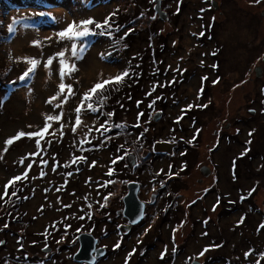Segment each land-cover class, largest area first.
Segmentation results:
<instances>
[{
    "label": "rangeland",
    "instance_id": "1",
    "mask_svg": "<svg viewBox=\"0 0 264 264\" xmlns=\"http://www.w3.org/2000/svg\"><path fill=\"white\" fill-rule=\"evenodd\" d=\"M110 1H2V7H0V27L2 32L7 35L9 41L1 49V54L7 57L12 64L11 76L20 77L28 67L23 62H17L18 58L24 56L40 58L41 53L39 49L32 46V41L34 40L43 41L45 57L67 46L69 51L66 53V57L69 63H76L79 71L72 73L71 78L65 79L66 84L71 83L73 85L75 95L69 97L68 102L63 104L62 108L53 106L60 103L62 97L59 100L53 101V104L47 103L48 99L56 94L58 90L57 85L60 82L57 61L53 62V74L50 78L47 70L41 65L37 70L35 79L29 80L30 85L26 88H18L19 85H16L15 87L12 86L14 88L9 91L10 84L4 92L0 89V104L3 102L4 93L8 96L6 101L0 106V264L3 261H5V264H82L72 262L70 255H68L70 250L75 249L74 252H76L78 249L77 235L78 237L85 236L89 235L90 232L99 235L102 232L100 225L97 227L93 224L87 225L85 223L88 217L94 215L108 218L111 214L116 217L120 213L123 216V210L125 209L124 199L128 195L129 185L132 183L126 182L130 178L125 176L123 179L125 183H122L117 179H115L116 181L112 180L110 177L112 184L105 187L108 180L107 174L110 173L108 161H106L107 155L103 151H98L97 153L93 151L92 153L89 149L96 143L99 129L101 130L104 126L101 114L97 112L96 114L87 113V103L85 102L80 113L82 123L78 127H75V130L73 128L76 118L74 108L79 105L83 93L97 82L101 73L104 79H108L110 76L114 77L123 71L125 65L111 64L107 61L108 58L106 59V56H104V59H101V53L105 54L106 52L104 43L96 44L89 48L84 53L83 60L77 62L71 55L70 42L64 41L57 44L55 41L45 40V37L51 36L54 32L63 29L73 20L79 22L83 19H93L97 22H103L107 19L110 12H113L115 9L116 2ZM159 1L161 11L165 14V19L162 20L155 12L162 22L160 29L161 36L164 38L169 36L171 47L178 51L177 56L173 55L170 57L166 54L164 57L168 70L172 73L174 71L177 73L176 69L179 65L183 64L184 68L182 72L187 69L188 71L200 70L199 73L201 74L202 69L209 68V64H205L202 61L199 62V60L208 59L210 52L219 48L221 52L219 55L221 69L217 68L221 70L220 75L223 78L220 81L219 77L221 76L215 75L213 71H207L206 73L210 76L211 81V90L208 92V95L212 97L214 102L212 106H208L210 110L203 116V119H199L200 125L204 129L198 152L196 150L190 152L191 156L196 155L195 159L189 157L192 161L190 164L191 168L187 174L180 171L181 176H179L181 177L180 181H184L187 178L191 183V186L183 187L180 192L187 199L183 198L181 201L185 220L179 217V220L176 222L170 216L166 222L169 225L166 230L165 227L161 228L162 219L159 216L153 215L152 219L147 222L142 230L143 233L145 232V235L142 232L135 233L132 243H130L132 240L130 239L126 244V250L131 247L130 249L118 251L115 254L111 252L113 255L109 253L108 257H111V255L115 256L116 261L109 259L102 264H120L123 254L132 252L133 246H139V249L136 248L134 251H143L147 247L146 245L153 244V242H155L153 245L154 249L150 252L144 264H159L156 256H159L163 251L171 252L174 248V241L179 247L187 248L189 254L198 252L200 248L197 247L200 244L197 243L198 235H196V230L192 234L189 233L192 230L191 225L197 221L194 217L197 216L198 209H201L203 203L200 204L201 206L198 205L196 207L198 209L194 211L188 208V204L189 199L194 195L197 185L203 186L196 182L200 178L199 170H202L203 166L208 164L207 158L209 157V153L207 145L214 142L212 131L215 129L214 126L217 121L222 120L224 115L229 116L230 119L233 116L241 115L244 109L250 107L251 104L248 105V103L251 101L252 95L255 94L254 92H258L261 86L260 80L251 81L246 86L242 84L241 88H239L238 83L241 80L247 79L245 71L252 69L253 67L251 66L257 65V57H261L264 54V16L262 15L264 0H261L260 3H256L255 0ZM9 2L15 5L13 4V6L7 8ZM154 2L155 8L157 0H154ZM148 3L150 4V2ZM41 12L48 15H35ZM167 12L172 15L171 22L176 17V14L179 15L181 13L177 25L171 24ZM13 18L20 21L14 35L8 32V25L12 23ZM212 21L216 23L214 35L216 43L206 41L201 44L202 42H198L197 38L203 34L204 28L210 26ZM25 24H27V27H25ZM9 54H11V59L9 58ZM258 65H262V63L260 62ZM215 70L219 71L216 68ZM197 78L199 77L197 76L182 85L180 92L184 94L182 98L183 103L180 99L178 101L172 100L170 101V105H173V107H169L167 111L166 109L164 110L165 117H159L161 114L157 115L156 121L161 120L163 123L158 126L155 124V129L151 128L152 131L155 130V141H153L151 147L142 144L140 131L135 132L138 130V126L133 132L135 140L146 149L145 152L143 151V155H141L145 162H149V157L147 156L151 149L157 155L156 160L153 157V161L144 169L143 176L145 178L133 181L138 185L137 198L139 200L145 199L150 201L146 196L144 197V193L140 195L144 191L141 184L147 185L148 190L151 191L148 194L149 197L152 193H155L154 183L171 182L170 180H163L161 175L162 172H168L166 168L167 163H169L168 158L162 157H170L171 152L161 147L157 148L156 145L163 144L158 142L166 141V137L171 134L172 141H169L171 142L170 144L175 140H179L182 148L189 147L186 139L189 134L194 133L195 128L189 126L186 121H183L185 119L182 120L183 111L188 110L190 103V107H192L197 103L207 102L205 99L198 100V96H195L197 91L202 89L203 86L201 83L199 84ZM76 80H79V83H76ZM208 88H210L209 85L207 83L204 84L203 90H207ZM234 89L236 90L233 91ZM148 90V86L145 87V95L149 92ZM64 95H67V91H65ZM156 98H160L161 103H163L162 100L164 98H166V101L168 100L166 94L163 96L160 93L156 94ZM101 100L104 103L105 99L102 98ZM209 102L211 101L208 100ZM103 103H99L101 106L97 108L100 109ZM256 103L252 107L258 106V102ZM158 109L161 111V108ZM61 111L64 114L60 121L47 122L50 126L47 132L43 134L42 139L40 137L25 136L23 138L26 141L23 143L13 142L11 145L6 143L8 139L20 131L29 133L42 129L46 124V115H58ZM135 118L136 115L130 112L123 117L126 122H131L133 126L138 124V122L133 124ZM30 125L32 127H29ZM61 125H63L62 129ZM181 127L185 129L184 136L179 131ZM141 134L143 133L141 132ZM199 134L200 132H197L198 136ZM206 134L207 136H205ZM37 140L39 141V146H37ZM51 144H53L52 150H50ZM260 149L262 151L261 158H264V141H261ZM131 150L133 152H129L125 156V163L132 171L138 165L137 156L141 150H134L133 148ZM89 151L91 153L88 155ZM129 156L131 157L128 162ZM80 157H84L85 160L82 161L79 159ZM263 158L262 164L264 165ZM93 162L95 163L93 164ZM247 166L249 167V163H247ZM27 167L30 185H28V182L27 191L25 190L22 195L17 196L16 191L14 192L12 188L14 186L25 188V186L21 185V183L18 185L16 183L18 180H14V178L21 176V173ZM197 167L200 168L197 169ZM241 168L243 170L244 166L242 165ZM250 169L254 171L253 167H250ZM245 182L243 183L244 185ZM253 182L259 185L254 201L261 212L264 207V176L255 178ZM8 188H11V190L7 191ZM106 188L108 189L106 190ZM2 191L8 193V195L6 194V198L2 199L1 194L5 196V192L2 193ZM119 199H122L121 203ZM190 203L192 202L190 201ZM106 205L107 208H113L111 213H107L105 209L102 210L101 207ZM16 206H18V212H12L11 209H14ZM156 207L157 209H153L156 213L165 209H161L157 205ZM210 215L215 219V214ZM203 218L205 222H211L208 221L207 217L204 216ZM112 219L114 220L111 222L114 224L116 219ZM179 221V226L176 229ZM233 221L232 219H226L221 222L222 231L226 235L225 242L228 244V241L232 237L231 235H236L233 241H235V244H238L236 257L240 261L239 264H256L257 261L254 260L248 262L247 259L249 257H246L245 253L248 249L247 245L253 242V244L249 245L251 251L254 247H258L254 251L264 256V233L255 230V227L260 226L259 218L257 217L255 220L250 219V223L252 224L250 230L253 232H247L243 229V232L245 231L244 234L238 231ZM77 225L79 226L78 234L72 239L70 243L71 247L62 248L64 241H56V237H54L52 242L48 241V236L55 234L56 231L58 232L61 229L62 231L67 230L71 233ZM193 234L194 236L196 235L194 239H192ZM106 239L107 237L101 244L107 250L116 245L115 243L109 244L108 241L106 242ZM59 242L60 244H58ZM230 248V246H227L226 251H229ZM219 249L221 248L218 247L217 250ZM176 253H178L177 250ZM212 255L213 252H206L203 258L212 257ZM228 255L226 257L228 260L235 261L234 254L229 251ZM252 257L258 261H264L261 257L258 259V255L253 254ZM14 259L16 260L14 261ZM259 264L262 263L259 262Z\"/></svg>",
    "mask_w": 264,
    "mask_h": 264
},
{
    "label": "trees",
    "instance_id": "2",
    "mask_svg": "<svg viewBox=\"0 0 264 264\" xmlns=\"http://www.w3.org/2000/svg\"><path fill=\"white\" fill-rule=\"evenodd\" d=\"M2 1L3 0H0V7H2ZM94 1L95 0H92V2ZM97 1L104 2L105 0H97ZM111 1L116 2L115 9L113 10V12L111 11L110 14L107 16V18L111 17V19L108 21V25L106 26V33H111V35L106 34L104 36H93V37L86 38V41H85L89 45L86 51H88L89 48L95 46L96 44L104 43L105 48H106V52L104 56H106V59L108 58L107 61L111 64L125 65L123 71H127L129 73V75L125 77L119 85L115 86L118 88V90H112L113 85H109L106 87V89L103 91L102 94L98 91V93L94 94L92 98V102L94 103L96 107L101 106L99 103H97L98 99L100 100L102 98L105 99L102 107L97 112L98 114H101V119H102L104 126L101 130L99 129V134L96 137L97 141H95L96 143H94L93 146L89 148L90 151H92V153L93 151H96L95 153H97L98 151H103L107 155L106 161H108L110 173L107 174L108 180L106 182L105 187L111 186L112 184L111 181L115 179L121 181L122 183H125V181L123 180L125 176H128L130 178L129 181H127L126 183H129L131 181H136V179L137 180L141 178L144 179L145 178V176H143L144 169L150 164V162L153 161L154 158L156 160L157 155L154 154L151 149V151L149 152L147 156L149 157V162L144 161V158H142L141 155H143V151L145 152L146 149H144L143 146H141L135 140L134 135H133V132L136 130V127L138 126V130L135 132L137 133L138 131H140V137L142 138V139L140 138V140L142 141V144L149 145L151 147L152 146L151 144L153 143V141H155V130L152 131L151 128L155 129V124L158 126L163 123V121L161 120L156 121L157 120L155 119L156 115L161 114V116L159 117L164 118L165 117L164 110L166 109L167 111L169 107H173V105H170V101L172 100L178 101L180 99L181 102L183 103L182 98L184 97V94L180 92L182 85L187 83L189 80L191 81V79L197 76L199 77L197 78L199 84L201 83L203 86L206 83L208 85H211L210 76L206 74L207 71H213L215 75H220V71H221L217 68L219 67L221 69L220 61L217 58L215 59L213 57L211 59L212 61H210V63L213 62L212 65H209V68H206L205 70L202 69L203 71L201 70L202 71L201 74L199 73L200 70L188 71L187 69L186 71L182 72L184 68L183 64L181 66L180 65L178 66V68L176 69L177 73L176 71L172 73L166 67V59L164 57L166 56V54L170 57L173 55L177 56L178 51L171 47L172 45H170L169 43V40H170L169 36H167L166 38L161 36L162 34L160 32V29H161L162 22L160 21V19L158 18L157 14L154 11V4H155L154 0H111ZM148 2H150V4ZM13 4L9 2L7 5V8H9L10 6H13ZM167 13L169 16V21H170V19L172 18V15H170L169 12ZM180 15L181 13L179 15L176 14V17L172 19L173 23L170 21L171 24L177 25ZM153 17L155 18L153 19ZM213 26H214V29H213ZM89 27L93 29L94 31H99L98 29H95L94 25H91ZM215 27H216V23L212 21L210 23V26L206 27L205 30H203V34L197 38L198 39L197 41L198 42L201 41L202 42V43L200 42L201 44H203L206 41L214 43L215 42L214 35H215V30H216ZM1 32H2V29L0 27V89L4 92L9 87L10 84H11V87L9 91H11L16 85H19L18 88H22V89L26 88L28 85H30L29 80L27 82L22 83L19 80L18 76H15V77L11 76L12 64L9 62L7 57H4L3 54H1L2 53L1 49H3L4 45L9 41L7 38V35L4 32L2 33ZM259 58L260 57H257L258 59L257 65L259 63ZM251 67H254V66H251ZM215 68L219 71L217 72ZM248 71L249 69H247L245 73L248 74ZM205 77L207 79H204ZM222 78L223 76L219 77V80L221 81ZM13 81H15L16 83L15 84L11 83ZM12 86L14 87L12 88ZM147 86H148L149 92L145 95L144 94L146 93L145 87ZM203 86H202V89H199V94H200L199 97L207 98L209 96L208 92L211 90V87L209 86L210 88H208L207 90L206 89L203 90ZM159 93L162 96L166 94L168 96V100L166 101V98H164L162 100L163 103H161L160 98L159 99L156 98V94H159ZM210 97L211 96H209V98ZM7 98L8 96H6V94L4 93L3 102L0 104V106L4 103V101H6ZM212 105L213 103L211 102L207 103V106H212ZM190 106H191V103L188 106L189 107L188 110L186 109L183 111L182 120L185 119L183 121H186V119H188L186 122L189 126L191 124L193 125V127L195 125H200L199 119L200 118L203 119V116L207 113L209 108H205L206 109L205 110L202 108V105L196 106V107L195 106L190 107ZM158 108H161V111ZM86 110L88 111L87 113L89 114L93 113L88 109V107ZM128 112L132 114L134 113V115H136V118L133 121V124L138 122L136 126L131 125V122L129 121L126 122L123 119V117H125ZM109 113H114V115L110 116L108 115ZM258 118L262 122L263 117L261 116ZM190 120L191 122H189ZM260 121H257V123H260ZM260 126L264 127V124L262 123V125ZM197 129H198V133L200 132L199 137H201L203 133V128L200 127ZM179 131L182 133V132H185V129L181 127L179 128ZM141 132L144 135L141 134ZM165 140L168 142L172 141L171 134H169ZM25 141H26L25 138L21 137L19 140H15L14 142L23 143ZM52 145L53 144L50 145V150L53 149ZM178 147L179 149L181 148V146H178ZM131 148H133L134 150H139V149L141 150V152L137 156L138 165L134 167V170H132L133 172L131 171L130 167H128L125 163V159H126L125 156L127 155V153L133 152ZM90 151L88 155L91 153ZM195 156L196 155L193 156L194 159H195ZM162 158L169 159V163H167V168L169 170H170V163H171L170 161H172V163L177 162V160H172L171 156L170 157L164 156ZM28 167L25 169V171L21 173V176H20L21 178L16 182L18 185H20L21 183V185L25 186V188H17L16 186L12 188V186H10L12 190H14V192L16 191L17 196H20L25 192L28 182H29L28 185H30V180L27 175ZM25 173H26V177H25ZM110 177L112 180H110ZM177 181L179 182V180H176L175 183ZM141 185L143 186L142 188L144 189L145 192L143 191L140 195L144 193V196H146L147 199L149 200L150 196L148 197V194L151 191L148 190L147 185L145 184H141ZM123 186L125 187V185ZM11 188H8L7 191H10ZM107 189L108 188H106V190ZM3 192L5 191H2V193ZM1 197L3 199V198H6L7 196L6 195L4 196L3 194H1ZM158 200H156V202L153 205H151L149 208H151L152 210L157 209L156 205L161 209L164 208V199L162 197H159ZM119 201L121 203L122 199H119ZM169 201H170V198H169ZM101 208L102 210L105 209L107 213H111L113 210V208H107V205ZM11 211L17 213L18 206H16L14 209H11ZM151 215L152 214L149 213L148 215H146L145 219L142 221L141 224L139 223L137 226L133 227L132 232H130V235L127 237L129 239H132L130 243H132L133 238H134L133 236L135 233H138V232L143 233V231L141 230L143 227H145L147 222L150 219H152ZM170 216L171 215H170V209H169L167 210L164 219L161 218L162 219L161 228L165 227L162 225V222L163 223L167 222ZM112 218L117 219L118 217L117 216L115 217L112 214L108 216V218L105 216H94L93 215V216H89L85 223L87 225L93 224L94 226H97V227L99 225L100 226H115L116 224L114 225L111 222L114 220ZM119 218L122 220L121 215L119 216ZM249 220H250L249 218H246L245 220L246 223H248ZM78 229H79L78 225L73 228L71 233H69L67 230L62 231L60 229V231L58 232L56 231L55 234L49 235L48 241L52 242L54 237H56L57 238L56 241H60V242L64 241L63 242L64 244H62V248H65V247L69 248L71 247L70 243L72 242V239L76 236V234H78ZM243 229L247 232H253V231H249L248 230L249 228L247 226L245 228L242 227L241 230L238 229V231L244 234L245 231L243 232ZM90 233L94 235L95 240L99 238L100 242H102V240H104L107 236H109V239H108L110 240L109 244L111 243L114 244L116 242L115 238L113 237L110 238L111 233H105L104 231H102L101 234L99 235L97 233L96 235L95 233H92V232ZM234 233H236V231H234ZM120 234H122L121 231H120ZM143 234L145 235V232ZM192 236H194V234ZM217 236L219 238L212 237L211 240L212 242H220L221 249L214 251L212 257H207L206 259H204V264H239L237 257H236L237 250H238L237 249L238 244H235V241H233L234 236L236 235H231L232 237L228 241V244L227 242H225L226 235L224 233H218ZM76 239H78V235ZM211 240L209 241L207 239L203 240V239H199L198 237L197 243L200 245H198L197 248L203 247L202 243H205L207 241L208 243H210ZM60 242L58 244H60ZM126 244H127V240L124 241L119 248L115 246L109 248L107 250V253L109 252L110 254L112 253L115 254L118 251L126 250ZM154 244L155 242H153V244L146 245L147 247L143 251H140V250L134 251L139 246L137 245L133 246L132 252H128L127 256L129 257L130 253L132 255L130 259H127L125 264H144L146 259L150 255V252L153 251ZM250 244H253V242H251ZM250 244L247 245L248 247L247 250L250 249L249 247ZM227 246L231 247L229 251L230 253L234 254L235 261H231L226 258L227 256H229L228 255L229 251H226ZM257 248L258 247L256 248L254 247L252 251H254V249H257ZM74 250L72 249L70 250V253H68V255H70L72 262H75L73 259V256L75 255L76 252H74ZM105 250H106V247H105ZM176 250L178 251V253H176ZM187 251L188 250L185 247L177 248L174 246L171 252L163 251L159 256H156V258H158L159 264H170L172 260L180 252H182V255H184L187 253ZM162 254H163V258H161ZM253 254H258V253L254 251ZM112 258H114V261H116L115 256H112ZM15 260L16 259H14V261ZM260 262L262 264L264 263V261H260ZM1 264H5V261L1 262Z\"/></svg>",
    "mask_w": 264,
    "mask_h": 264
},
{
    "label": "flooded vegetation",
    "instance_id": "3",
    "mask_svg": "<svg viewBox=\"0 0 264 264\" xmlns=\"http://www.w3.org/2000/svg\"><path fill=\"white\" fill-rule=\"evenodd\" d=\"M219 55L220 49L212 51L210 52L208 59H200L199 62L202 61L205 64L208 63L209 65H212L213 62L210 63L208 60H211L213 57L219 60ZM260 62L262 65H256L252 69H249L247 79L241 80V82L238 83L239 88H241L243 85L246 86L251 81L255 82V80H260L259 83L261 86L258 89V92H254L255 94L252 95V99L248 103V105L251 104V106L247 107V109H244L241 115H236L233 117L230 116V119L229 116L224 115L222 120H218L214 126L215 129L212 131L214 142L207 145V150L209 153V157L207 158L208 164L203 166L202 170H199L200 178L197 179L196 182L197 184L203 186L197 185L196 189L194 190V195L191 199H189L188 204V208H192V211H194L195 209H198L196 208L198 205L201 206L200 204L203 203L201 209H198L199 212L197 216L194 217L192 215L197 221L195 224L191 225L192 230L189 233L192 234L196 230V235H198L199 239H207L209 241L212 237L219 238L217 234L223 233L221 222L226 219L234 220L233 222H235V226L239 230H241L242 227L245 228L247 226L249 228L248 230L251 231L250 229L252 224L250 223V220L248 223H246V218L255 220L258 217L260 220V225L264 224V222L262 223L264 220V207L260 212L254 201V197L259 185L253 182L255 181V178L264 176V167H262L264 166L262 164L263 157L261 158L262 151L260 149L261 141H264V127L260 126L262 123L264 124V54L260 57L259 63ZM209 86L211 87V85ZM235 90L236 89L233 91ZM195 96H198V100L205 99L207 101L206 103H197L194 105L195 107L201 106L203 104L202 108L205 109L208 108V100L212 103L214 102L212 97L209 98L210 95L207 98L199 97V91H197ZM256 102H258V106L252 107V105L257 104ZM205 105L207 107H204ZM261 116L263 117L262 122L258 118ZM187 120L188 119H186V121ZM257 121H260V123H257ZM189 122H191V120ZM207 122H209V120H207ZM190 126L193 125L191 124ZM199 126L201 127V125H195L194 133L189 134L188 138L186 139L190 149L189 147H181L179 149L178 146H181L180 141H174L171 159L177 160V162L172 163V161H170V170H172L170 171L168 168H166L168 172H162L161 174L163 180H170L171 182L167 183V181H163V183L159 184L154 183L153 187L155 193L150 195V201L141 199V201L145 204L143 220L149 213L152 214L151 217L155 215L164 219L165 214L169 209L170 215L176 222L179 220V217L184 219V209L181 201L183 198L185 200L187 199L181 195L180 192L182 191L183 187L191 186V183L187 178L184 179V181H180L181 177L179 176H181L180 171L187 174L191 168L190 164L192 161L188 158L191 156L190 152L192 150H196L198 152L201 140V137L197 135V128H200ZM184 133L185 132H182L183 136ZM249 133H252V135H249ZM205 136H207V134ZM249 140L251 141L250 144L248 143ZM244 152L247 154L242 156L241 154ZM191 158L193 159V156ZM247 163H249V167L247 166ZM242 165L244 166L243 170L241 168ZM250 167H253L254 171L251 170ZM198 168L200 167H197V169ZM176 180H179V182L177 181L175 183ZM244 182L245 185L243 184ZM252 189H255V191H252ZM159 197L164 199L165 209L156 213V211L153 212V210L149 207L153 205ZM169 198L171 202L169 201ZM190 201L192 203H190ZM214 208L215 211H213ZM210 214H215V219ZM120 215L122 220L119 218ZM204 216L207 217L208 221L211 222H205L203 218ZM117 217L118 218L114 222V224H116L115 226H101V229L105 233H111L110 238H115V244H119L121 246L124 241L127 240V242H129L130 239L127 237L130 235V232H132L134 226H129L128 220L125 218L123 219L124 216H122V213H120ZM242 218L243 223H240ZM179 223L180 221L177 223L176 229L178 228ZM165 224L166 222H162V225L165 226L166 229L167 224ZM255 228L259 232L264 233V228H261L260 226ZM143 229L144 227L142 230ZM120 231L122 234H120ZM89 235L94 237V235L91 233H89ZM195 236H193L192 239H194ZM108 239L109 236H107L106 242L108 241L110 243V240ZM96 241V249L101 248L104 250V252L99 258L96 259L94 264H102L109 259L113 261L114 258H112V256L108 257L109 252L107 253V248L105 250V246H102L100 239L98 238ZM208 241L202 243L203 247H200L196 253L192 252L189 254L187 251V253L184 254L185 257H183L182 252H180L172 260L171 264H192L193 262L204 264V259L207 257L203 258V255L206 252H214L218 247H221L220 242H212L211 240L210 243H208ZM174 243V246L178 248L179 246L177 243L175 241ZM205 249H207V251H205ZM201 251H203V255H201ZM127 255L128 253L123 254L120 264L126 263L128 259Z\"/></svg>",
    "mask_w": 264,
    "mask_h": 264
},
{
    "label": "snow or ice",
    "instance_id": "4",
    "mask_svg": "<svg viewBox=\"0 0 264 264\" xmlns=\"http://www.w3.org/2000/svg\"><path fill=\"white\" fill-rule=\"evenodd\" d=\"M256 3H260L261 0H255ZM35 15L45 16L48 15L47 13H36ZM155 17H153L154 19ZM54 19V18H53ZM111 19V17H108L103 22H97L93 19H83L79 22L73 20L71 23H69L66 27L63 29L54 32L51 36L45 37L46 41H55L57 44H60L61 42L67 41L70 42V50L71 55L74 58L75 61L83 60L84 53L86 52L89 45L85 42L86 38L93 37V36H104L106 34L111 35V33H106V26L108 25V21ZM20 24V21L13 18L12 23L8 25V32L10 34H15L17 30V26ZM94 25L95 29H98L99 31H94L89 26ZM25 27H27V24H25ZM32 46L39 49L41 55L40 58H36L33 56H24L18 58L17 62H23L26 65H28L27 69L23 72V74L19 77V80L24 83L27 80H33L35 79L36 73L38 68L42 65L48 72L49 78L53 74L52 65L54 61L58 62V77H59V83L57 85V92L55 95L50 97L47 101L48 104H53V101L59 100L62 97V100L60 103H57L53 105L56 108H62L63 104H66L68 102L69 97H72L75 95L73 91V85L71 83L66 84L65 79L71 78L72 73L79 71V69L76 67V63H69L66 53L69 51V48L67 46H64L57 50L54 54L48 55L47 57L44 56V43L41 40H34L32 41ZM50 46V45H49ZM110 55V53H109ZM9 58L11 59V54H9ZM101 59H104V54L101 53ZM129 73L127 71H123L121 73H118L114 77H109L108 79L103 78V74H100V77L98 78L97 82L93 84L92 87H90L86 92L83 93V96L81 98V101L78 106L74 108V111L76 113L75 118V126L73 130H75V127H78L82 121L80 119V113L84 107L85 102H87L88 109L96 113L99 111V109L94 105L92 102V98L94 94H97L98 91L102 94L103 91L106 89L107 86L113 85L112 90H118L116 85H119L125 77H127ZM204 79H207L206 77ZM13 84L16 82L13 81ZM76 83H79V80H76ZM218 83V81H216ZM65 91H67V95H64ZM98 103L102 104L103 100L98 99ZM206 107V105L204 106ZM63 111H61L58 115H46L45 121L46 124L42 129H39L35 132H29L25 133L23 131H20L18 134L14 135L12 138L8 139L6 143L8 145H11L15 140H19L21 137L29 136V137H40L43 138V134L47 132L48 127L50 126L47 124L48 121H60L63 117ZM108 115H114V113H109ZM29 127H32L31 125ZM63 128V125H61V129ZM107 130V129H106ZM249 135H252V133H249ZM190 142V141H189ZM37 146H39V141H36ZM248 143L250 144L251 141L249 140ZM247 153L244 152L241 155H246ZM82 161L85 160L84 157H80ZM95 162H93L94 164ZM264 167V166H262ZM26 177V173H25ZM21 177L16 176L14 180H19ZM10 183H12L10 181ZM7 187V186H6ZM252 191H255V189H252ZM7 193L5 192V195ZM215 211V208L213 209ZM240 223H243V218L240 220ZM7 227V225H5ZM261 228H264V224L260 225ZM119 244H116L115 247L119 248ZM207 251V249H205ZM131 253L129 254L128 259L131 257ZM203 255V253H201ZM246 257L251 256L252 253L248 252L245 253ZM163 258V254L161 256ZM261 259H264V256H261Z\"/></svg>",
    "mask_w": 264,
    "mask_h": 264
},
{
    "label": "water",
    "instance_id": "5",
    "mask_svg": "<svg viewBox=\"0 0 264 264\" xmlns=\"http://www.w3.org/2000/svg\"><path fill=\"white\" fill-rule=\"evenodd\" d=\"M154 10L162 20L165 19V14L161 11L159 0H157ZM262 15L264 16V11ZM157 115L155 119H157ZM156 146L157 148L161 147L171 152V145L163 143ZM130 157H128V162ZM134 189L136 190L135 192ZM137 192L138 185L131 183L129 185V193L124 199L125 209L123 210V216L128 220L130 227L137 226L144 216L145 204L137 198ZM96 243L97 241L91 235L80 236L79 249L73 256L74 261L82 264H94L96 258H99L104 252L103 249H96ZM192 264L199 263L193 262Z\"/></svg>",
    "mask_w": 264,
    "mask_h": 264
},
{
    "label": "clouds",
    "instance_id": "6",
    "mask_svg": "<svg viewBox=\"0 0 264 264\" xmlns=\"http://www.w3.org/2000/svg\"><path fill=\"white\" fill-rule=\"evenodd\" d=\"M78 241H79V240H78ZM78 249H79V247H78ZM78 249H77V251H78ZM77 251H76V252H77Z\"/></svg>",
    "mask_w": 264,
    "mask_h": 264
}]
</instances>
